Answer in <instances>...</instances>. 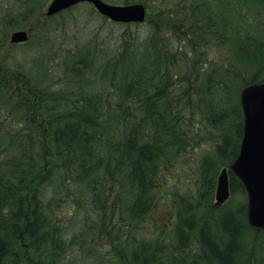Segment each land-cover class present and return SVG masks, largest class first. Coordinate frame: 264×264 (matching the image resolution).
I'll return each instance as SVG.
<instances>
[{
    "label": "trees",
    "instance_id": "obj_1",
    "mask_svg": "<svg viewBox=\"0 0 264 264\" xmlns=\"http://www.w3.org/2000/svg\"><path fill=\"white\" fill-rule=\"evenodd\" d=\"M50 1L0 0V264H264L230 169L241 90L264 82V0H153L115 49L68 30L91 3L48 17ZM165 187L173 218L158 232Z\"/></svg>",
    "mask_w": 264,
    "mask_h": 264
},
{
    "label": "water",
    "instance_id": "obj_2",
    "mask_svg": "<svg viewBox=\"0 0 264 264\" xmlns=\"http://www.w3.org/2000/svg\"><path fill=\"white\" fill-rule=\"evenodd\" d=\"M89 2L102 15L114 22L143 23L147 17L144 3L114 4L105 0H51L46 16L51 17L80 3ZM28 30H16L10 41L27 42ZM244 114V128L237 157L230 169L242 183L247 199V220L256 231L264 230V82L244 86L240 95ZM231 196L229 167L217 178L215 205H224Z\"/></svg>",
    "mask_w": 264,
    "mask_h": 264
},
{
    "label": "rangeland",
    "instance_id": "obj_3",
    "mask_svg": "<svg viewBox=\"0 0 264 264\" xmlns=\"http://www.w3.org/2000/svg\"><path fill=\"white\" fill-rule=\"evenodd\" d=\"M147 0H133L131 1L129 4L131 3H144L145 5H147L146 7H150L153 6V0H151V2L147 1V4L145 3ZM108 2V1H107ZM123 0H120L118 2H116V4H122ZM111 3V2H110ZM71 13V12H70ZM75 18L73 16V13L71 14H67V18L65 23L67 24V28L68 30H71L72 27L77 28L78 30L76 31V35H79L80 38L86 39V38H91L93 36V34L98 33L101 38H103V40H105L106 43H108V45H110V47H112V49H115L114 44L116 43V41L118 40V37L120 36V34L125 30V29H129V26L123 23H117V22H113L110 20L105 19V16L101 17V14L98 12H96V14L94 15V18H90L87 14L86 11L84 12H79V11H75L74 12ZM60 18L56 19L59 20ZM145 23V22H144ZM78 24V25H77ZM130 29L132 31H134L135 33H143L146 29V26H140V27H135V26H131ZM23 30H28V29H23ZM56 33L59 36H63V35H68L69 32L68 31H56ZM43 42V41H42ZM41 43H39L38 40L34 41V44H30L31 48L30 51L26 54V55H38L39 53V49L38 48H43L44 45ZM36 45V46H34ZM38 45V46H37ZM38 47V48H37ZM10 49L7 50L5 53H3V55H1V59L4 60V58L6 59H10L11 57V53H9ZM26 51V49H24V52ZM24 52H22L20 54V57L22 58L25 54ZM27 58V56H26ZM28 59V58H27ZM182 172V171H181ZM185 173V172H183ZM181 176V175H177L176 177ZM173 175L170 176V178L172 179ZM169 188L165 187L162 189L161 191V195L159 196V201L156 207V210L154 211V213L151 215V223L149 224V226L153 229H156L158 232L162 231V232H166L165 229L168 228V220L173 218L172 212H170L171 209V204H170V192L168 191ZM99 241H101L99 239ZM106 247V246H105ZM105 251V255H108V247H106V249H104Z\"/></svg>",
    "mask_w": 264,
    "mask_h": 264
}]
</instances>
